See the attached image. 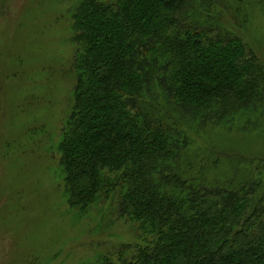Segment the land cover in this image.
I'll return each instance as SVG.
<instances>
[{
	"label": "trees",
	"instance_id": "obj_1",
	"mask_svg": "<svg viewBox=\"0 0 264 264\" xmlns=\"http://www.w3.org/2000/svg\"><path fill=\"white\" fill-rule=\"evenodd\" d=\"M215 2L75 7L77 84L60 144L70 203L118 196L143 238L99 264H264L261 181L208 183L200 169L180 170L184 116L207 123L262 99V68L211 20Z\"/></svg>",
	"mask_w": 264,
	"mask_h": 264
},
{
	"label": "rangeland",
	"instance_id": "obj_2",
	"mask_svg": "<svg viewBox=\"0 0 264 264\" xmlns=\"http://www.w3.org/2000/svg\"><path fill=\"white\" fill-rule=\"evenodd\" d=\"M80 1L0 0V264H99L143 240L139 223L119 214L118 196L70 203L60 144L77 84ZM210 16L264 76V0H216ZM260 90L261 102L225 119L183 117L181 171L200 169L208 183L261 181L264 192Z\"/></svg>",
	"mask_w": 264,
	"mask_h": 264
}]
</instances>
